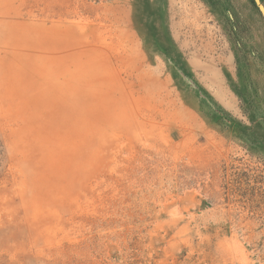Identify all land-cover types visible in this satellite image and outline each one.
<instances>
[{
  "label": "rangeland",
  "instance_id": "1",
  "mask_svg": "<svg viewBox=\"0 0 264 264\" xmlns=\"http://www.w3.org/2000/svg\"><path fill=\"white\" fill-rule=\"evenodd\" d=\"M264 0H0V264H264Z\"/></svg>",
  "mask_w": 264,
  "mask_h": 264
},
{
  "label": "water",
  "instance_id": "2",
  "mask_svg": "<svg viewBox=\"0 0 264 264\" xmlns=\"http://www.w3.org/2000/svg\"><path fill=\"white\" fill-rule=\"evenodd\" d=\"M256 1H257V0H256ZM258 7L260 8L261 13H262V16H263V18H264V9H263V7H262L261 4H259V3H258Z\"/></svg>",
  "mask_w": 264,
  "mask_h": 264
}]
</instances>
